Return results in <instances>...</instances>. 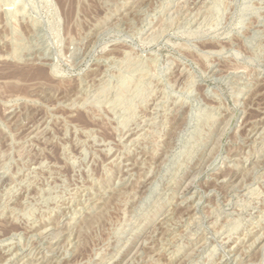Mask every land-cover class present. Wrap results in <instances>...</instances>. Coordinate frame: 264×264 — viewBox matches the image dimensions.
Returning a JSON list of instances; mask_svg holds the SVG:
<instances>
[{"label": "rangeland", "instance_id": "374dc122", "mask_svg": "<svg viewBox=\"0 0 264 264\" xmlns=\"http://www.w3.org/2000/svg\"><path fill=\"white\" fill-rule=\"evenodd\" d=\"M263 235L264 0H0V264H264Z\"/></svg>", "mask_w": 264, "mask_h": 264}, {"label": "bare ground", "instance_id": "6f19581e", "mask_svg": "<svg viewBox=\"0 0 264 264\" xmlns=\"http://www.w3.org/2000/svg\"><path fill=\"white\" fill-rule=\"evenodd\" d=\"M33 73H34V72H33ZM36 74H37V73H36ZM38 74H39V73H38ZM38 74H37V75H38ZM34 76H35V75H34ZM30 77H31V76H30ZM170 211H171V210H170ZM166 213H167V212H166ZM163 222H164V221H163ZM262 234H263V233H262ZM263 236H264V235H263ZM258 238H259V237H258ZM255 241H256V240H255Z\"/></svg>", "mask_w": 264, "mask_h": 264}]
</instances>
